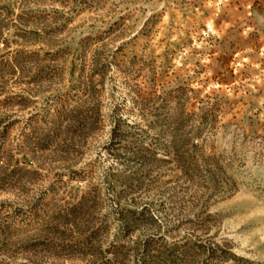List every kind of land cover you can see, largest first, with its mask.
Here are the masks:
<instances>
[{
    "label": "rangeland",
    "instance_id": "1",
    "mask_svg": "<svg viewBox=\"0 0 264 264\" xmlns=\"http://www.w3.org/2000/svg\"><path fill=\"white\" fill-rule=\"evenodd\" d=\"M0 264H264V0H0Z\"/></svg>",
    "mask_w": 264,
    "mask_h": 264
}]
</instances>
